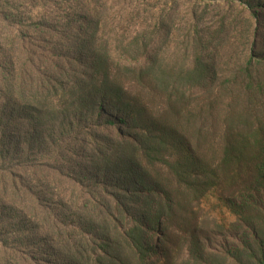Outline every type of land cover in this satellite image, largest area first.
I'll use <instances>...</instances> for the list:
<instances>
[{"label":"trees","instance_id":"obj_1","mask_svg":"<svg viewBox=\"0 0 264 264\" xmlns=\"http://www.w3.org/2000/svg\"><path fill=\"white\" fill-rule=\"evenodd\" d=\"M81 11L67 29L88 21ZM46 24L21 19L0 42V264H169L164 243L184 197L203 198L228 181L219 174L234 179L258 159L262 175L264 156L235 144L216 166L190 146L185 89L206 78L200 54L192 67H163L149 57L155 30L141 27L41 59L21 43ZM249 248L236 264H264V233Z\"/></svg>","mask_w":264,"mask_h":264},{"label":"rangeland","instance_id":"obj_2","mask_svg":"<svg viewBox=\"0 0 264 264\" xmlns=\"http://www.w3.org/2000/svg\"><path fill=\"white\" fill-rule=\"evenodd\" d=\"M83 8H89L92 22L79 17L75 29H67L64 19ZM4 13L18 21L0 22V42L20 33L21 19L28 25L40 19L47 23L41 37L24 32L21 43L41 59L74 54L69 48L82 45V39L95 44L115 35L128 39L141 27L155 30L149 57L163 67H192L200 54L206 78L185 89L183 131L190 146L216 166L235 144H248L246 152L263 158L264 0H0V20ZM59 18L62 23L56 24ZM125 54L118 49L114 55ZM259 160L234 179L230 171L219 174L228 181L201 199L184 197L164 243L169 264H221L223 259L236 264L237 250L252 246L256 231L264 233V172L254 170ZM190 255L201 258L196 263Z\"/></svg>","mask_w":264,"mask_h":264}]
</instances>
